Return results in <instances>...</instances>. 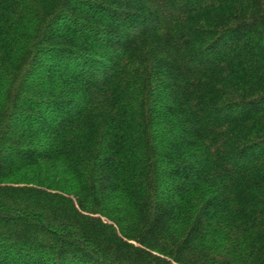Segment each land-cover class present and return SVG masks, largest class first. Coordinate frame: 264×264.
<instances>
[{"label":"trees","instance_id":"trees-1","mask_svg":"<svg viewBox=\"0 0 264 264\" xmlns=\"http://www.w3.org/2000/svg\"><path fill=\"white\" fill-rule=\"evenodd\" d=\"M0 264H264V0H0Z\"/></svg>","mask_w":264,"mask_h":264}]
</instances>
